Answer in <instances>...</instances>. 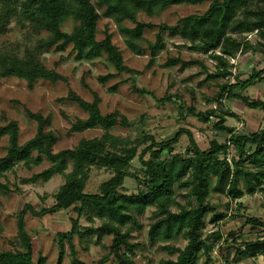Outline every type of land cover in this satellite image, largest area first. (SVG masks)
<instances>
[{
    "label": "trees",
    "instance_id": "obj_1",
    "mask_svg": "<svg viewBox=\"0 0 264 264\" xmlns=\"http://www.w3.org/2000/svg\"><path fill=\"white\" fill-rule=\"evenodd\" d=\"M184 4L208 5V8L204 14L182 18L173 27L160 25L155 42L146 39V30L155 26L139 22L137 17L140 13L153 17L169 7ZM103 19L116 23L130 51L139 56L149 55L150 65L167 49L165 34L181 37L191 44L189 49L192 52L209 55L217 62V73L209 75L208 80L226 79L231 82V60L238 55L259 53L264 56V0H0V35L6 34L8 26L16 20L30 39L32 35L38 37L36 44L24 49V53L20 48L0 50V80L18 78L26 81L30 89L39 81L57 83L63 77L44 64L43 55L50 51L64 53L69 48L77 61L93 62L106 57L118 73L139 75L125 65L123 54L113 43L111 33L106 32L101 41L97 39L99 23ZM69 21L74 23L70 33L63 30ZM125 21L136 26L127 28L123 25ZM43 33L47 36L42 37ZM253 33H257V43L245 37ZM197 65L205 69L200 61L181 58L169 59L165 67L179 66L183 73ZM113 77L109 74L102 77L101 82L106 83ZM263 80L264 70L253 71L247 80L237 77L234 83L223 84L217 96L209 101L224 107L225 99L236 100L264 114V100L252 99L245 94ZM118 86L112 90L116 92ZM135 91L143 93L138 88ZM66 100L88 114L86 119H78L72 125L71 132L101 129L104 131L101 138L83 140L74 149L55 153L59 138L49 129L50 119L42 114L26 110L27 118L37 124V133L22 145L17 121L0 125V142L8 139L7 153L0 157V199L10 192L1 179L22 163L27 167L40 166L44 161L51 164L50 168L25 183L49 182L55 175H65L72 165V171L65 175L66 183L56 193L52 207L40 206L37 211L31 204H26L18 214L17 238L21 248L0 252V264H47L48 260L43 255L36 258L26 218H41L68 210L75 212L78 218L71 219L70 231L57 235L60 253L56 264H64L67 256L65 242L73 256L71 264H85L77 256L74 239L78 237L81 242H91L95 236L96 245H101L106 236L113 237L108 256H113L116 264H138L135 259L141 244L131 242L132 232L144 228L140 219L151 209L154 211L148 227V244L151 249L163 245V250H171L169 255L172 258L163 264H213L212 255L223 236L214 233V242L204 237L206 218L213 214L211 222L217 223L227 215L216 213L217 207L211 202V197L215 194L240 200L245 195L261 193L264 196V127L250 134L235 133V128L226 125L227 117H235V113L221 112L218 108L204 113L188 109L191 115L204 123L217 119L213 128L230 136L228 142L213 140L209 149L202 150L192 133L181 128L169 140L156 141L153 136H145L130 146L129 139L115 137L111 133L119 125L131 126L120 112L103 115L97 96L89 103L71 91ZM184 135L189 137L190 148L185 153H175V147ZM143 144L148 145L139 157L145 168L143 178H140L130 174L128 169ZM230 152L235 155L229 160ZM148 154L149 158L145 159ZM93 167L112 171L113 176L101 184L97 193H87L89 173ZM128 177L134 178L139 185L144 184L138 194L125 193ZM180 197L185 204L178 201ZM239 207L242 208V204ZM83 217L99 220L102 225L84 228L80 225ZM246 222L264 230V217L247 218ZM230 236L234 238L235 234ZM180 238L187 243L184 248L171 245ZM261 254L264 255V239L255 243L244 242L238 249L237 258L249 259Z\"/></svg>",
    "mask_w": 264,
    "mask_h": 264
},
{
    "label": "rangeland",
    "instance_id": "obj_2",
    "mask_svg": "<svg viewBox=\"0 0 264 264\" xmlns=\"http://www.w3.org/2000/svg\"><path fill=\"white\" fill-rule=\"evenodd\" d=\"M96 1V0H93ZM208 5H178L163 10L160 14L149 17L144 13L138 15V21L154 25V29H148L145 37L151 42H155L156 34L160 25L175 26L182 18L193 14H204ZM102 12V10H100ZM127 28H134L136 25L125 21L123 24ZM74 28V23L69 21L63 27L65 32L70 33ZM113 35V43L121 50L125 65L139 75L123 72L118 73L116 69L108 63L106 57L93 62L77 61L75 55L71 54V48L64 53L50 51L43 55L44 64L56 70L63 80L57 83L49 81H39L33 89H30L27 82L18 78H8L0 80V125H5L10 121H17L20 126V144H24L32 139L37 133V124L26 116V110L32 113H40L45 118L50 119L49 127L57 137L58 143L54 152L58 153L67 149H74L83 140L101 138L104 131L101 129L89 130L84 133H72L71 127L78 119H86V114L75 103L67 101L66 98L72 91L83 100L91 103L96 96L100 99L99 108L103 115L120 112L131 123L130 127L119 125L111 133L115 137L127 138L130 146H134L136 141L145 136H153L156 141L169 140L181 129L190 131L202 150H207L213 140L226 143L230 136L225 133L216 132L212 118L210 123L202 122L198 117L191 115L188 109H194L196 113L206 112L218 108L221 112L235 113V117L228 116L226 125L235 128V133H254L264 127V114L260 110L247 108L242 102L236 100H224L220 107L216 102H210L220 91V87L226 83H234L235 78L243 80L249 79L253 71L264 70V56L259 53H248L238 55L231 60L233 76L231 82L226 79L208 80L209 75L217 73V62L209 55L192 52L191 44L181 37L164 35L167 45L166 51L162 52L150 65V56H139L130 51L125 43V38L119 31L113 20L103 19L99 23V41L105 38V33ZM257 33L247 35V40L257 43ZM22 29L16 20L8 26V32L0 35V50L24 49L33 47L37 36L31 37ZM47 34L43 33L42 37ZM145 46V44H144ZM220 53V52H217ZM181 58L184 61L197 60L203 63L201 66H193L181 73L179 66L165 67L169 59ZM109 74L114 75L106 83L101 82V78ZM116 85L118 90L112 89ZM138 88L143 93L135 91ZM245 94L252 99L264 100V80L258 81L255 86L250 87ZM169 97L171 100H168ZM8 139L4 138L0 142V157L6 155ZM148 144H143L137 152V157L132 161L128 172L143 178L144 166L139 157L142 150ZM109 146V145H108ZM111 146V145H110ZM190 148V140L184 135L179 144L175 147V153H185ZM235 155L230 152L228 159ZM149 158V154L145 159ZM51 167L48 161H44L40 166L27 167L23 163L16 166L1 179L3 184L8 185L10 192L4 194L0 199V252L14 251L21 246L18 243L17 222L18 214L24 209L26 204H31L37 211L40 206L52 207L55 204V195L66 183V174L72 171V165L65 175H55L49 182L25 183L34 175L41 173ZM89 180L86 188L87 193H97L101 184L113 176V172L104 168L93 167L89 173ZM144 187L131 177L125 182V193L138 194ZM178 201L185 204L183 198ZM211 202L217 207L216 213L226 214V218L220 222L212 223L213 214L206 218V229L204 237H209L214 242L213 234L220 233L223 240L217 244L212 255L213 264H264V255L255 258H237L238 249L244 242L255 243L264 239V230L246 222L247 218L264 217V196L261 193L255 195H245L240 200H233L226 196L212 195ZM242 204V208L239 205ZM239 209V210H238ZM151 209L140 221L143 229L132 232L131 242L140 243L141 247L137 252L136 262L138 264H163L172 258L169 251L160 247L151 249L148 244L147 233L152 221ZM241 215V216H240ZM77 219L78 215L72 210L56 214H48L41 218L28 216L27 231L32 238L36 258L43 255L47 258V264H56L59 257L60 248L57 235L60 232H68L72 228L71 219ZM80 225L84 228L102 225L99 220L91 221L87 217L80 220ZM231 234H235L231 238ZM228 239V242L225 240ZM89 240V239H87ZM97 236L92 241L81 242L78 237L74 239V245L79 260L85 264H116L113 256H108L109 246L113 237L106 236L101 245H96ZM65 252L67 254L64 264H71L73 256L70 254V247L67 242ZM186 241L182 238L171 242L172 246L184 248ZM176 259V257H173ZM150 262V263H149Z\"/></svg>",
    "mask_w": 264,
    "mask_h": 264
}]
</instances>
